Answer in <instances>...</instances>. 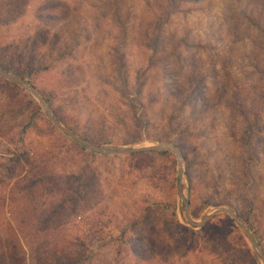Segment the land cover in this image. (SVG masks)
Masks as SVG:
<instances>
[{"label":"rangeland","instance_id":"obj_1","mask_svg":"<svg viewBox=\"0 0 264 264\" xmlns=\"http://www.w3.org/2000/svg\"><path fill=\"white\" fill-rule=\"evenodd\" d=\"M0 67L182 156L0 77V264H264V0H0Z\"/></svg>","mask_w":264,"mask_h":264},{"label":"water","instance_id":"obj_2","mask_svg":"<svg viewBox=\"0 0 264 264\" xmlns=\"http://www.w3.org/2000/svg\"><path fill=\"white\" fill-rule=\"evenodd\" d=\"M0 77L24 88L29 93H31L40 102L41 106L43 107V109L45 110L47 114V117L58 129H60L63 133H65L71 139H73L74 141H76L77 143L86 147L87 149H89L90 151L94 153L101 154V155H130V154H135V153H140V152H149V151H157V152L170 151L177 155L180 165L182 164V156L179 153L178 149L168 146V145H161L158 147H151V148L135 149V148L112 147V146H98V145L91 143L88 140L82 139L79 136L72 133L69 129L64 127L59 122V120L55 117L53 111L51 110V108L49 107V105L47 104L43 96L37 91V89L34 86L22 80L21 78H18L12 75L11 73L5 71L1 67H0ZM181 175H183L182 172H181ZM179 188L181 190V186ZM185 207L188 213V222L193 228H201L204 225V223H206L210 218L209 215H206L202 218L200 223H196L191 219L189 215V203L187 201H185ZM223 211L226 213H229L234 219V221H236L246 231L250 239L254 242V239L252 238V235L248 231V228L244 224L243 220L237 214H235L233 210H223ZM261 259L264 262L263 255H261Z\"/></svg>","mask_w":264,"mask_h":264},{"label":"trees","instance_id":"obj_3","mask_svg":"<svg viewBox=\"0 0 264 264\" xmlns=\"http://www.w3.org/2000/svg\"><path fill=\"white\" fill-rule=\"evenodd\" d=\"M22 80H25L28 82V76L26 74L19 76ZM15 86V85H14ZM47 101V103H49V101L47 99H45ZM171 155L168 152H156V151H149V152H140V153H135V154H130V158H136V157H149L151 159H155V158H161L164 156H168ZM149 166V165H146ZM38 183L34 184V187L37 186ZM33 192V191H32ZM232 223L235 225L234 220H232Z\"/></svg>","mask_w":264,"mask_h":264}]
</instances>
